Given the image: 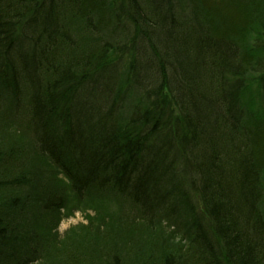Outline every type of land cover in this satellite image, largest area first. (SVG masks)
Segmentation results:
<instances>
[{"label":"trees","instance_id":"obj_1","mask_svg":"<svg viewBox=\"0 0 264 264\" xmlns=\"http://www.w3.org/2000/svg\"><path fill=\"white\" fill-rule=\"evenodd\" d=\"M0 264H264V0H0Z\"/></svg>","mask_w":264,"mask_h":264},{"label":"rangeland","instance_id":"obj_2","mask_svg":"<svg viewBox=\"0 0 264 264\" xmlns=\"http://www.w3.org/2000/svg\"><path fill=\"white\" fill-rule=\"evenodd\" d=\"M86 224V221L84 219V215L82 213H75L72 217L65 219L61 222L58 232L60 234L64 233L65 231L69 230L73 226H77V224Z\"/></svg>","mask_w":264,"mask_h":264}]
</instances>
